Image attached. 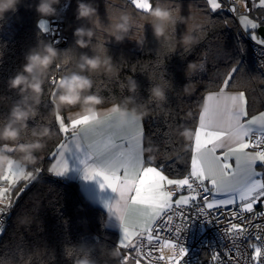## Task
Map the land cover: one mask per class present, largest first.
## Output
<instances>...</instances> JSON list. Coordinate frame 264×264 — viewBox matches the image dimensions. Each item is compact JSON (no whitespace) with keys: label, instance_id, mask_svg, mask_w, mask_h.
<instances>
[{"label":"trees","instance_id":"trees-1","mask_svg":"<svg viewBox=\"0 0 264 264\" xmlns=\"http://www.w3.org/2000/svg\"><path fill=\"white\" fill-rule=\"evenodd\" d=\"M80 2L96 8L97 14L77 20V0H59L53 5L55 16L41 17L36 11L40 0H19L14 11L0 16V131L9 125L18 131L14 139H0V146H10V157L32 173L30 183H18L13 192L9 224L0 233V264H118L120 260L117 233L105 227V213L83 197L75 182L49 171V153L61 142L54 130L58 112L66 118L72 110L118 106L142 116L145 165L163 164L169 178H183L189 171L204 95L219 90L232 64H238L241 72L226 90L244 93L249 115L263 107L264 79L254 68L236 23L224 11L209 18L201 0H174L180 19L171 14L172 23L161 22L150 12L147 19L134 13L121 15L128 12L123 0ZM125 17L127 31L118 32L116 26ZM42 18L60 19L67 42L54 48L57 55L49 66L24 73L29 55L43 56L50 48L38 26ZM158 24L164 29L159 37L154 34ZM77 28L93 33L84 37L86 47L76 44ZM117 35L123 40L118 42ZM185 36L198 43L186 45ZM59 52L67 54V71L53 72L61 60ZM85 55L100 58L99 70L80 68ZM17 74L27 76L23 90L9 88V80ZM49 74L60 79L56 87H49ZM73 74L88 77L92 86L82 92L78 103L68 105L60 99V82ZM36 80L41 89L34 91L28 85ZM157 90L162 99L154 96ZM95 96L103 103H93ZM17 108L28 113L26 120L12 116ZM23 185L26 188L20 191Z\"/></svg>","mask_w":264,"mask_h":264},{"label":"snow or ice","instance_id":"snow-or-ice-1","mask_svg":"<svg viewBox=\"0 0 264 264\" xmlns=\"http://www.w3.org/2000/svg\"><path fill=\"white\" fill-rule=\"evenodd\" d=\"M123 2L128 12L121 15L134 13L147 19L152 9L161 7L180 19L179 7L173 6L174 0L173 3L167 0ZM201 4L209 18L223 11L235 14L241 31L264 47V36L256 31L264 27V0H201ZM256 8L261 9L257 18H250L248 13ZM38 26L43 34H49L50 25L46 19L42 18ZM48 44L54 47V42ZM59 55L61 60L53 72L67 71L64 67L67 54L59 52ZM240 72L238 64H232L222 78L219 91L204 99L194 133L191 168L183 178H169L164 174L163 164L144 166L143 127L139 120L129 118L121 123L113 109L105 115L103 128L98 130L87 122V117L69 115L65 118L57 113L55 124L58 127L54 130L61 142L49 155L52 160L59 158L60 167L57 169L53 165L49 171L58 177L67 173L64 153L68 151L70 137L78 148L81 142L87 147L86 159L82 161L86 178L99 177L103 181L102 188L106 186L119 194L118 202L110 208L121 221L123 231L117 251L126 250L118 264H130V261L131 264H144L149 257L164 264H184L187 252L180 242L194 217L217 226L227 225L221 238L230 241L231 247L222 246L223 251H214L213 264H243L245 260L247 264H264V212L256 211V205H264V125L257 124L258 120H264V112L249 116L244 93L233 95L226 91ZM49 75V87H56L60 79ZM89 136L101 139L88 143ZM104 136L107 139H103ZM2 148L12 150L8 146ZM218 150L223 151L217 154ZM93 159L95 163H87ZM9 174L25 175L22 171H7L0 175V181L8 180ZM189 207L194 211L189 213ZM10 208L11 204L0 208V214H6ZM174 216L181 222L174 224ZM258 220L262 222L257 223ZM2 231L0 228V233ZM245 245L250 253L241 251ZM164 248L170 250V255L152 256L154 251L162 252Z\"/></svg>","mask_w":264,"mask_h":264},{"label":"clouds","instance_id":"clouds-1","mask_svg":"<svg viewBox=\"0 0 264 264\" xmlns=\"http://www.w3.org/2000/svg\"><path fill=\"white\" fill-rule=\"evenodd\" d=\"M19 3V0H0V16H3L4 13L9 11H14L16 9V5ZM59 0H40V3L36 7L37 13L41 17H53L56 14V9L53 7L54 4H58ZM94 14H97V9L93 8L91 5H86L81 3L80 0H77V10H76V18L77 20H87L90 19ZM150 15L158 18L161 22L171 21L175 23V20L172 19L171 13L165 9L155 8L150 11ZM128 28L127 18H124V22L118 24L116 26L117 31H123L126 33ZM163 27L158 24L154 25V34L158 37L163 33ZM73 35L77 37L76 44L77 46L86 47L87 43L84 40L85 36H92L93 33L91 30H85L84 28H77ZM123 35H117L116 40L119 42L123 40ZM186 45H191L194 43H198L194 37H184L183 41ZM57 55L56 50L52 48L47 49L46 55H29L27 57V64L24 65V73L31 74L34 70L40 68L43 69L45 66H49L50 62L53 61V58ZM83 63L80 64V68L82 70L88 71H97L102 65V61L99 57H87L86 55L82 57ZM190 67H193L190 65ZM27 85V76L23 74H17L14 78L9 80V88L11 90H15L20 88L23 90V86ZM92 86V81L88 79L86 76H80L73 74L71 77L64 79L60 82V88H62V93L60 99L63 100L68 105H74L79 102L81 94L85 90H90ZM28 87L35 90L41 89V82L36 80L35 83L28 85ZM134 86L130 88V91H134ZM154 96L157 98H163V94L160 91H156ZM90 99L89 97H85V100ZM93 99V103L102 104L103 99L100 96H95ZM115 109V114H117L121 120V122L126 121L127 112L125 110L119 109L118 106H113L112 110ZM86 114L91 113L90 118L94 119L97 115H99L98 109H85ZM12 116L18 120H26L28 117V113L24 112L20 109H14L12 112ZM137 118L142 119V116H138ZM258 124L264 125V121H258ZM18 136V131L13 128L11 125L7 126L3 131H0V139L11 140ZM22 150H27L26 147L22 148ZM31 155V154H30ZM35 159V157H33ZM11 164L12 160L7 156H0V164ZM27 166H25L24 171H26Z\"/></svg>","mask_w":264,"mask_h":264},{"label":"built area","instance_id":"built-area-1","mask_svg":"<svg viewBox=\"0 0 264 264\" xmlns=\"http://www.w3.org/2000/svg\"><path fill=\"white\" fill-rule=\"evenodd\" d=\"M237 7H240L237 5ZM243 12V8L240 9ZM228 14L236 23L238 27L239 35L246 42L249 52L250 59L254 66V68L261 74L264 79V67H261V63H264V47L258 46L255 41L246 33L241 31V24L238 17L232 12L224 11ZM252 13V12H251ZM248 13V15H251ZM50 25L49 34H45L49 42H54V47H62L67 42V37L63 34V22L58 18H50L47 20ZM52 33H55L54 35ZM58 41V43H57ZM50 48L54 49L52 45ZM262 109L264 112V85H263V96H262ZM252 150V149H251ZM30 183V181H28ZM25 185L20 187V191L25 190ZM4 189H8V191H4ZM16 190V186L9 184L7 182L0 181V208H4L6 205L11 204V208L7 211L6 214H0V228L4 230L5 227L9 224V218L13 211V192ZM189 213L194 211V208L189 207L187 209ZM256 211L264 212V205H256ZM181 221L174 216L173 223H180ZM262 221L258 220L257 223H261ZM227 225L225 224H210L204 221L202 218L194 217L191 220V223L188 225L186 232L183 234L181 245L186 249L187 255L184 260V264H213L211 259L214 251H223L221 249L222 246L231 247V242L227 240H222L221 236L226 231ZM257 231V230H253ZM255 242V241H254ZM126 250H119L118 254L121 258V255L124 254ZM147 251V249H144ZM242 252L247 251L250 253V249L245 248L241 249ZM135 255V254H133ZM160 255H164L167 257L170 255V250L164 248L161 251H154L152 256L159 257ZM149 260L151 264H164L163 261L159 259L153 260L151 257L148 258L144 262V264H148ZM219 264V262H217ZM243 264H247V260L243 262Z\"/></svg>","mask_w":264,"mask_h":264},{"label":"crops","instance_id":"crops-1","mask_svg":"<svg viewBox=\"0 0 264 264\" xmlns=\"http://www.w3.org/2000/svg\"><path fill=\"white\" fill-rule=\"evenodd\" d=\"M218 91L207 92L204 95L203 102H204V99L206 98L207 95H209L211 93L218 92ZM226 91L229 94H233V95L240 93L239 91H228V90H226ZM203 102H202L201 111L203 110ZM89 108L98 109L99 115H97L94 119L90 118L91 113L86 114L84 111L85 109H89ZM89 108H85V109H81V110H72L66 114V118L69 115H75L78 117H87L88 123L93 124L98 130L102 129L104 122H105V115L112 111L113 106H108V107H103V108H93V107H89ZM125 111L127 112L126 121L129 118H131V119L139 120L141 125H142L141 119L137 118L139 115L134 114L133 112H131L129 110H125ZM260 112H263V109ZM260 112H257V113L252 114V115H259ZM114 115L121 122L119 116L115 113H114ZM249 116H251V115H249ZM126 121L121 122V123H125ZM258 121H264V120H258ZM258 121H257V124H258ZM198 124H199V119L197 121V127H198ZM258 125H260V124H258ZM100 139H101L100 136H89L88 140L86 142H88V143L96 142V141H99ZM103 139H107V136H104ZM116 142L119 143L120 141L117 140ZM142 144H143V140H142ZM2 147L3 146H0V156L9 157L13 163H11V164H8V163L0 164V175H3L5 172H7L10 165H14L15 168L17 169V172H19L18 171L19 165H17L15 163L16 161L10 157V153L12 150L11 151L4 150ZM8 147H10V146H8ZM67 147H68V151H66L64 153V158H65V161L68 165V171L62 177L55 176L54 174L53 175L55 177L63 179V180L75 182L78 185L79 190H80L81 194L83 195V197L91 205L98 207L99 209H101L105 213L104 225L107 229L113 230L117 233V245H118V243L121 241L122 236H123L121 221L119 220L118 216L115 214L114 211H110V208L112 205H114L118 202L119 194L116 192H113L111 189H109L106 186L102 188L101 184L103 183V181L99 177H96V178L91 179V180L86 178L85 164L82 163V161H84L86 159L88 149L83 144V142H81V144L78 148L77 145L75 144L74 140L70 137L67 141ZM222 151L223 150H218L217 154H220V152H222ZM249 151H251V149H249ZM193 153H194V135H193V142H192V155H193ZM192 155H191V157H192ZM142 157L144 160L143 150H142ZM58 159L59 158H57V160H52L50 165H49V168L51 166L55 165L56 168L59 169L60 165L58 163ZM87 163L93 164V163H95V160L94 159L89 160V161H87ZM232 163L234 164V160L232 161ZM144 166H149V165H144ZM260 167H261L260 165H257V168H260ZM21 168H25V166L22 165ZM190 168H191V163H190L189 171H190ZM25 173H26V171H25ZM22 181L23 180H22L21 176H13L12 179L8 178V180H2V182H7V183L12 184L14 186L17 185L18 183L22 182ZM11 182H13V183H11ZM1 193H2V191H0V194Z\"/></svg>","mask_w":264,"mask_h":264},{"label":"rangeland","instance_id":"rangeland-1","mask_svg":"<svg viewBox=\"0 0 264 264\" xmlns=\"http://www.w3.org/2000/svg\"><path fill=\"white\" fill-rule=\"evenodd\" d=\"M261 11V9H259V8H256V9H253V14H251V15H249V17L250 18H257V15H258V13ZM241 24V23H240ZM16 162V164L17 165H19V168H18V171H22L25 175L24 176H21V178H22V182L27 186L28 184H27V182H28V180H31V176H32V173H30V172H28L27 170H26V173H25V171H24V168H21V166H22V163H20L19 161H17V160H15ZM24 166V165H23ZM8 171H17V169L15 168V166L14 165H10L9 166V168H8ZM30 174V175H29ZM12 177L13 176H11L10 174H9V178L10 179H12ZM11 183H13V182H11ZM15 186H17V185H15Z\"/></svg>","mask_w":264,"mask_h":264},{"label":"water","instance_id":"water-1","mask_svg":"<svg viewBox=\"0 0 264 264\" xmlns=\"http://www.w3.org/2000/svg\"><path fill=\"white\" fill-rule=\"evenodd\" d=\"M256 31H258L261 36H264V27H261L260 29Z\"/></svg>","mask_w":264,"mask_h":264}]
</instances>
